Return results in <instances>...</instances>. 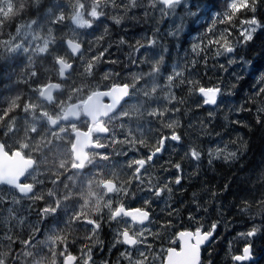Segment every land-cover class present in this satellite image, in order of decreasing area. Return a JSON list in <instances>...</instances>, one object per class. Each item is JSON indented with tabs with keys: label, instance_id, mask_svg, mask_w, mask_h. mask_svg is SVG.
<instances>
[{
	"label": "trees",
	"instance_id": "1",
	"mask_svg": "<svg viewBox=\"0 0 264 264\" xmlns=\"http://www.w3.org/2000/svg\"><path fill=\"white\" fill-rule=\"evenodd\" d=\"M140 3V0L133 4L131 0H0V141L8 150L12 148L8 137L21 132L34 134L36 125L43 124L39 119L43 110L40 94L46 85L60 83L58 60L70 63L72 71L81 72L71 76L78 81L75 86L82 88V98L100 85L94 84L93 71L106 64L103 58L110 54L113 40L115 69L123 68L130 51L120 40L154 32L145 27L147 20L130 15L140 12ZM247 3V8L241 7L233 14L231 0H214V7L202 13L201 22L193 25L185 21L186 27L173 39L167 34L152 35L165 39L163 45H157L162 49L163 71H168L170 63L185 65L186 74L170 83L178 89L179 101H189L193 127L188 121L176 132L184 130L181 142L187 149L201 152L195 171L182 175L184 185L164 205L160 218L154 220L156 234L162 238L165 252L176 245L178 232L205 231L215 225L214 240L203 249L201 264H239L233 258L248 244L252 245L253 261L240 264H264V111H261L264 93L259 92L264 82L259 81L258 75L253 77L249 65L244 63L255 62L264 51V0H255V11L253 0ZM225 14L231 15V20H225ZM80 16L84 25L77 27L74 22ZM253 18L260 27L253 40L244 42L241 32L247 34L249 24L245 22ZM34 29L44 34L34 42L38 50L24 51L21 47L24 38L20 34ZM67 39L83 46L80 55L68 53L64 44ZM209 39L220 42L209 44ZM225 40L234 47V52H225ZM25 44L28 45L27 40ZM230 59L235 63H229ZM191 86L194 90H187ZM201 87L220 89L208 119L198 103ZM2 211L0 203V225ZM254 228L256 235L247 236ZM239 235L244 236L242 241ZM153 242L156 243V235Z\"/></svg>",
	"mask_w": 264,
	"mask_h": 264
},
{
	"label": "flooded vegetation",
	"instance_id": "2",
	"mask_svg": "<svg viewBox=\"0 0 264 264\" xmlns=\"http://www.w3.org/2000/svg\"><path fill=\"white\" fill-rule=\"evenodd\" d=\"M140 1L152 7L147 6L145 11L141 9L130 15L134 19L147 20L145 27L154 32L122 38L130 51L123 68L115 69L117 56L113 40L110 54L103 58L106 64L93 71L94 84H100L94 86V91L82 98V88L75 86L78 81L71 76L81 72L71 70L50 102L42 100L40 103L43 110L39 119L43 124L41 127L36 125L37 128L33 129L36 133L21 132L8 137L12 140L11 150L0 141L9 155L19 152L25 159L34 161L33 168L19 181V185L26 188L23 190L26 194L0 185L3 206L0 264H128V258L121 253H130L133 260L139 259L141 264H163L167 250L178 249L176 234V245L164 252L162 238L155 232L154 220L160 218L164 201L168 202L184 185L182 175L195 171L196 161L191 159V149H187L184 142L170 139L188 121L193 127V112L187 107L189 101L178 100V89L170 83V80L186 74L185 65L170 63L168 71H163L162 49L157 45H163L165 39L152 36L167 34L173 39L178 33L170 35L172 32L168 30L174 26L175 19L163 21L154 11L153 0ZM148 38H155L157 42L154 47L145 49L142 40ZM145 50H149L151 62L159 58L155 65L143 60ZM113 87L128 88V97L118 110L97 120L95 117L92 121L86 118L83 104L87 98ZM187 90L193 91L194 88L191 86ZM204 101L199 97V105L209 114L211 105ZM102 103L107 105L110 102L103 99ZM73 106H77L78 119L64 123L61 120L64 113ZM138 108L143 110L142 123L134 113ZM50 119L59 122L55 128L51 127ZM138 122L141 123L139 127L136 126ZM100 131L106 134H100ZM76 132L89 136L82 137L87 140V146L80 160L73 151ZM179 132L180 135L185 133L184 130ZM161 148L163 151H158ZM149 156L153 158L149 159ZM175 163L181 164V170L175 168ZM177 176L181 177L179 185L175 184ZM106 184H110L112 190L108 191ZM161 190L163 194L156 196L155 191ZM145 199L150 203L145 204ZM10 206L14 207L13 213L9 214L13 221L10 219L6 226ZM121 208L147 210L149 222L134 224L122 211L119 216H114ZM128 226L137 241L131 247L117 242L123 239L118 233ZM212 229L200 231L208 233ZM155 235L156 243L153 242ZM2 245L8 246L5 253Z\"/></svg>",
	"mask_w": 264,
	"mask_h": 264
},
{
	"label": "water",
	"instance_id": "3",
	"mask_svg": "<svg viewBox=\"0 0 264 264\" xmlns=\"http://www.w3.org/2000/svg\"><path fill=\"white\" fill-rule=\"evenodd\" d=\"M65 47L69 54L76 57L80 55L83 51V46L71 39H67L64 42ZM57 68L59 71V79L62 81L66 78V76L70 73L72 67L70 63H67L63 60H58ZM59 88L58 83H50L45 88H43L40 97L42 100L50 102L51 96L54 92H56ZM127 87H113L111 90L107 92H101V93H95L90 95L85 103L83 104V113L86 118L90 119L91 121L95 117V120L99 119L100 117H108L112 114H114L121 103H123L127 97ZM198 95L202 99H206L203 95L198 92ZM103 99H108L109 104L104 105L102 103ZM211 106H215V104H210ZM78 119V112H77V106L70 107L66 110L62 117V121L64 123H69L72 121H76ZM58 121L50 119V125L52 128H55L58 125ZM100 134H106L105 131H100ZM75 145L73 148V151L75 153L76 159L80 160V156L85 155V149L87 146V140L82 137H89L87 134H83L81 132L75 133ZM34 166V161L25 159L21 153L14 152L12 155H9L3 146V144L0 142V185H4L10 188L18 189L22 194H26L25 187H22L19 185V181L22 179L24 174L28 171H30ZM107 190H112V186L110 184H106ZM126 218L131 220L130 216H126ZM132 222V221H131ZM149 222L146 221L144 224L134 223L138 225H145ZM214 229H212V235L205 240L203 243L199 245L198 248V258L197 260L192 259L191 255V248L196 245V238L193 236L192 238L184 237L181 238L179 235L181 232H190V231H180L177 233V241H178V249L177 248H171L167 250L166 256L164 259L163 264H201L202 261V250L203 248L209 246L213 240L214 237ZM200 231V230H199ZM196 232V231H195ZM191 232V233H195ZM201 235H204L206 233H202L200 231ZM127 247H131L129 245H126ZM172 250V251H170ZM240 256H243V250L241 254H238ZM237 256V255H236ZM233 261L236 263H243V262H252L253 256L251 254L250 259L237 261L233 258Z\"/></svg>",
	"mask_w": 264,
	"mask_h": 264
},
{
	"label": "snow or ice",
	"instance_id": "4",
	"mask_svg": "<svg viewBox=\"0 0 264 264\" xmlns=\"http://www.w3.org/2000/svg\"><path fill=\"white\" fill-rule=\"evenodd\" d=\"M153 3L155 5L154 11H159L162 18L165 17H175L174 20V27L177 31H183L185 26V21H190L193 25L197 24L198 22H201L203 20V14H206L214 7V0H153ZM149 7H152V5H149ZM241 7H248L247 0H234L233 3L230 5V9L232 13H236L240 10ZM177 9H181V12H178ZM252 11H255V0H253L252 5ZM231 15L225 14V20H231ZM119 21H117L118 23ZM222 23L224 20L221 21ZM245 23L249 25H254L255 27H251L250 29L246 30L247 34L244 32H241V35L244 36V42H248L253 40V34L257 31V29L260 27L259 21L255 18L246 21ZM215 26V20H213V27ZM209 32L212 31V29H208ZM170 35H174L175 33H169ZM190 34V33H189ZM221 39H223V36H221ZM144 41V47L145 49L154 47L155 43L157 42L155 38H148ZM121 42L123 43V39H121ZM209 44L213 43H219V40H213L209 39ZM139 43V41H137ZM198 47V46H194ZM224 50L227 53L234 52V47H232L228 42L224 41ZM144 56L151 55L149 53L142 54ZM219 55V52L217 53ZM229 63H235V60L230 59ZM244 63L246 65H249L250 68V74L255 77L259 76V81L264 82V51L260 53L259 58L252 62L250 60H245ZM177 73V72H176ZM175 73V74H176ZM169 77H173V75H169ZM199 92L201 95L206 97L205 103L206 104H216L217 102V96L220 93L219 88H207L204 87L199 88ZM260 93H264V87L259 89ZM261 111H264V109H261ZM258 122H260L258 120ZM167 139V138H165ZM170 139L172 141L181 142L182 137L180 134L175 133L171 135ZM158 151H163V148L159 149ZM231 156H235V153H231ZM190 156L192 160L199 161L201 159V152L196 150L195 148H191L190 150ZM152 156H149V159H152ZM137 163H143V161H138ZM211 163V160L209 161ZM175 168L179 171L181 170V164L175 163ZM175 184L179 185L181 184V177L177 176L175 178ZM171 191V189H169ZM163 194V191H155L156 196H161ZM145 204L150 203L148 199H145ZM123 212L126 216L131 217V221L133 223H139L144 224L146 221L149 220V211L142 210V209H126L121 208L120 211H117L114 213V216H119L120 212ZM128 227H125L124 230L118 233V235H122L123 239L117 241L118 243H123L125 245L134 246L137 241L135 239V236L133 234H130ZM215 228V225H213V229ZM257 233V229H253L252 231L247 233V236L253 237ZM181 238L189 237L192 238L195 236L196 238V245L191 248V255L192 259L195 261L198 258V248L201 243H203L205 240H207L211 235L212 232H208L204 235H201L200 231L197 230L194 234L191 232H181L179 234ZM251 249L252 245L248 244L243 248V256L237 255L234 257L237 261H242L246 259L251 258ZM172 251V250H170ZM121 255L126 256L129 260V264H141L140 260H133L130 253H121ZM140 255H143V253L140 252Z\"/></svg>",
	"mask_w": 264,
	"mask_h": 264
},
{
	"label": "rangeland",
	"instance_id": "5",
	"mask_svg": "<svg viewBox=\"0 0 264 264\" xmlns=\"http://www.w3.org/2000/svg\"><path fill=\"white\" fill-rule=\"evenodd\" d=\"M134 2V1H133ZM133 2H132V4H133ZM232 2H234V0H231V3ZM150 4L149 3H146V2H141L140 3V7L143 9V11H145V9H146V7L147 6H149ZM156 13H158V16H161V14H160V12L159 11H156ZM145 17V19L147 18V16H144ZM166 18H168V21L172 18V19H176L175 17H165V18H162V20L164 21V20H166ZM83 20V18L80 16V18H77L76 20H75V25L77 26V27H82L83 25H84V20ZM158 21H160V20H158ZM169 24V23H168ZM186 27V24H185V26H184V28ZM252 26H250L249 25V27L248 28H246V30H248V29H250ZM246 30H245V32H246ZM168 31H171L172 33H180V32H182V31H177L176 30V28L173 26V27H171ZM162 32H164V31H162ZM43 31H41V30H39V29H36V31H35V29L34 30H32V31H23V33H21L20 34V37L21 38H24V41H23V44H22V49L24 50V51H29V52H32V51H36V50H38L37 48L38 47H36L37 45L34 43L36 40H37V36L39 37V38H42L43 37ZM30 38V39H27V38ZM136 37V36H135ZM134 37V38H135ZM25 40H27V42H28V45H26L25 44ZM74 41H76V40H74ZM31 42H33V44L31 43ZM77 42V41H76ZM150 53L149 52V50H145L144 51V53ZM159 58H156L154 61H150V58H149V56L147 55V56H144L143 55V60H148L147 61V63H149V62H151L152 63V65H155V63H156V60H158ZM177 69V68H176ZM180 69H182V68H180ZM219 99V95L217 96V100ZM217 103V102H216ZM215 106H216V104H215ZM215 106H212V107H215ZM135 112L134 113H136V116H138L139 117V119L141 120V123H142V120H143V113H142V109L141 108H138V109H135L134 110ZM211 109H210V113L209 114H207L206 115V117H207V119L208 118H210V116H211ZM131 113H133V111L131 112ZM140 122H138L137 124H136V126H138L139 127V125L141 124ZM133 127H135V124H133ZM140 130H141V127L139 128ZM143 131V130H142ZM166 202H167V200H165L164 201V205L166 204ZM6 208V207H5ZM10 209V210H9ZM12 209L14 210V207L12 208L11 206L8 208V215H7V222H5V225L6 226H8V223L10 224V222H9V220L11 219L12 220V218H13V216H9V214L12 212L13 213V211H12ZM13 221V220H12ZM158 230V229H157ZM139 233H141V234H143L144 232L142 231V230H139L138 231ZM156 232V231H155ZM239 237V240L240 241H242V239H243V237L244 236H242V235H239L238 236ZM1 240V239H0ZM2 247H3V250H2V252H6V249L8 248V246H4V245H2ZM133 255H131V257H132ZM133 259V258H132ZM128 264H129V260H128Z\"/></svg>",
	"mask_w": 264,
	"mask_h": 264
},
{
	"label": "bare ground",
	"instance_id": "6",
	"mask_svg": "<svg viewBox=\"0 0 264 264\" xmlns=\"http://www.w3.org/2000/svg\"><path fill=\"white\" fill-rule=\"evenodd\" d=\"M215 229H216V227H215ZM214 231H215V230H214ZM213 240H214V237H213ZM213 240H212V241H213Z\"/></svg>",
	"mask_w": 264,
	"mask_h": 264
}]
</instances>
